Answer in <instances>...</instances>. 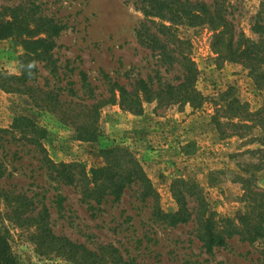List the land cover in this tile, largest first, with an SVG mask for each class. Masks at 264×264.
<instances>
[{
	"label": "rangeland",
	"instance_id": "rangeland-1",
	"mask_svg": "<svg viewBox=\"0 0 264 264\" xmlns=\"http://www.w3.org/2000/svg\"><path fill=\"white\" fill-rule=\"evenodd\" d=\"M188 1L223 7L247 38L264 39V30H254L264 27V0ZM16 7L66 25L51 53L57 73L51 62L38 61L31 90L8 79L20 76L26 38L0 40V236L18 263L76 264L54 253H39L36 226L15 221L17 204L11 199L24 195L37 210L47 206L56 235L94 251L114 246L134 264H264V238L249 244L234 237L207 253L192 198H187L191 219L178 225L155 220L136 183L127 185L119 201L110 197L91 209L81 202L77 187L54 180L42 162L46 155L56 165H79L90 176L107 166L103 150L120 147L139 163L163 213L178 211L171 188L181 180L201 188L207 216L215 221L234 218L243 209L241 178L264 189V169H257L261 160L250 153L260 148L252 138L261 131L222 139L213 116L222 94L230 93L256 112L264 105V91L241 64L217 60L211 27L188 22L175 29L190 42L189 54L198 69L195 90L204 100L194 106L148 99L143 87H137L140 81L153 89L180 82L178 68L167 70L158 63L159 56L139 44L136 32L145 18L139 0H0V19L9 20L8 9ZM3 83L16 90H5ZM114 83L136 92L133 109L121 104ZM92 106L97 117L89 139L76 127L89 122ZM19 117L30 119L36 129L17 128Z\"/></svg>",
	"mask_w": 264,
	"mask_h": 264
},
{
	"label": "trees",
	"instance_id": "trees-1",
	"mask_svg": "<svg viewBox=\"0 0 264 264\" xmlns=\"http://www.w3.org/2000/svg\"><path fill=\"white\" fill-rule=\"evenodd\" d=\"M139 5L145 17L136 32L139 44L159 56L158 63L163 67L166 66L167 70L178 68L180 71V82L177 85L166 84L164 87L153 89L148 87L145 81L136 83L138 88L143 87L141 92L145 98H156L166 103H189L194 106L197 105L196 102L204 100L195 90L198 69L189 54L190 42L181 39L175 33L176 26L188 22L189 26H210L213 31L211 50L217 60L241 64L249 70V75L257 89L264 91V39L253 42L247 38L229 20L225 8L211 7L203 2L188 0H139ZM8 10L10 21L6 18L0 19V40L26 38L22 40L25 52L20 57V76H9L8 79L13 84H20L24 89L31 90L29 82L35 80L37 76L38 61L51 62L52 72L57 73L51 53L56 48V38L66 30V25L52 17L36 16L31 11L26 13L20 7ZM156 18L161 22H156ZM254 30L260 33L264 27L255 26ZM83 82L87 83L85 76ZM13 84L1 85L5 90L14 91L16 88ZM112 86L120 93L121 104L133 109L137 100L136 92L132 93L115 83ZM132 96L136 100L131 98ZM96 108L92 106L88 111L91 114L86 125L76 127V130L84 135L83 137L93 139ZM221 119L226 121L222 122ZM213 122L222 139L231 136L246 138L255 128H259L261 135L253 137L252 141L258 143L260 148L250 153L258 155L261 160L257 169H264V105L258 111L251 112L246 104H242L227 92L220 96ZM15 125L17 128L26 125L27 128L36 129L34 122L24 117L15 119ZM42 132L40 137L44 138ZM41 151L45 153L43 149ZM102 154L107 166L93 170L90 176L79 165H56L46 155H43L42 162L54 180L67 186L77 187L81 202L91 209L102 206L110 197L114 201H119L127 185L136 183L142 197L150 202L155 220L178 225L187 223L191 219L187 198H192L198 206L195 221L199 227V239L203 242L207 253L224 247L227 241L234 237L249 244L264 238V189L253 186L248 180L243 178L240 180L243 191L240 202L243 209L232 219L215 221L212 216H207V203L201 188L194 183L181 180L175 181L171 188L178 204V211L166 214L160 210L158 196L133 155L120 147L103 150ZM15 199H11L17 204L14 210L15 221L36 226L37 234L34 241L39 253H54L76 264H134L125 259L114 246L108 245L94 251L67 237L56 235L50 226L47 206L43 205L37 210L33 200L27 196H16ZM0 264H19L2 236H0Z\"/></svg>",
	"mask_w": 264,
	"mask_h": 264
}]
</instances>
